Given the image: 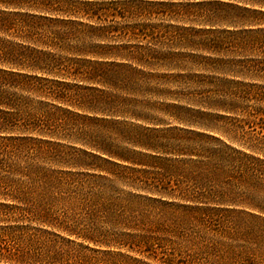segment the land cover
<instances>
[{
	"label": "trees",
	"instance_id": "obj_1",
	"mask_svg": "<svg viewBox=\"0 0 264 264\" xmlns=\"http://www.w3.org/2000/svg\"><path fill=\"white\" fill-rule=\"evenodd\" d=\"M262 82L264 0H0V264H264L196 237L264 240Z\"/></svg>",
	"mask_w": 264,
	"mask_h": 264
},
{
	"label": "rangeland",
	"instance_id": "obj_2",
	"mask_svg": "<svg viewBox=\"0 0 264 264\" xmlns=\"http://www.w3.org/2000/svg\"><path fill=\"white\" fill-rule=\"evenodd\" d=\"M264 83V82H262ZM239 118H242L239 116ZM247 130H250L248 126H246ZM260 127L257 126V132H260ZM256 134V132H254ZM259 133V138L262 137L261 134ZM255 134H251V137ZM229 143L236 145L241 148V144H252L250 140H238V141H230L228 140ZM256 142V141H254ZM264 158V156H261ZM260 168L264 169V163H261L258 165ZM56 169H60L59 167H55ZM224 215H226V218H228L227 222H222V223H216L215 226L216 228H224L227 229V231L234 232L236 234L232 235L234 236L233 238L231 237V234H224V233H217L216 231L212 230H203L202 232H198L196 234V237H198L201 240H204L205 242H212V243H218L220 246H231L235 250H244L247 252H256L258 249L264 248V240H259L256 238L257 236L255 235L253 231V228H257L255 225V220L242 216L238 212L234 213H227L224 212ZM131 254V253H130ZM134 255V254H132Z\"/></svg>",
	"mask_w": 264,
	"mask_h": 264
}]
</instances>
